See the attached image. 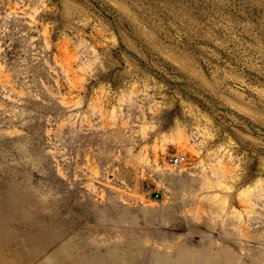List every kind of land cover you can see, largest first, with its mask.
<instances>
[{"label":"rangeland","instance_id":"rangeland-1","mask_svg":"<svg viewBox=\"0 0 264 264\" xmlns=\"http://www.w3.org/2000/svg\"><path fill=\"white\" fill-rule=\"evenodd\" d=\"M0 264H264V0H0Z\"/></svg>","mask_w":264,"mask_h":264},{"label":"built area","instance_id":"built-area-1","mask_svg":"<svg viewBox=\"0 0 264 264\" xmlns=\"http://www.w3.org/2000/svg\"><path fill=\"white\" fill-rule=\"evenodd\" d=\"M186 161H187V157L185 154H176V155H171L169 157V163L175 167L181 166Z\"/></svg>","mask_w":264,"mask_h":264}]
</instances>
